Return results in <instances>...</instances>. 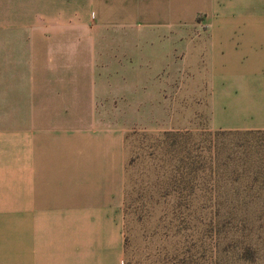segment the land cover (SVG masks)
Wrapping results in <instances>:
<instances>
[{
  "label": "crops",
  "instance_id": "0c3cea01",
  "mask_svg": "<svg viewBox=\"0 0 264 264\" xmlns=\"http://www.w3.org/2000/svg\"><path fill=\"white\" fill-rule=\"evenodd\" d=\"M181 67L264 130V0H0V264H123L126 133Z\"/></svg>",
  "mask_w": 264,
  "mask_h": 264
},
{
  "label": "rangeland",
  "instance_id": "374dc122",
  "mask_svg": "<svg viewBox=\"0 0 264 264\" xmlns=\"http://www.w3.org/2000/svg\"><path fill=\"white\" fill-rule=\"evenodd\" d=\"M193 67L168 121L127 130L123 264H264V131L211 125Z\"/></svg>",
  "mask_w": 264,
  "mask_h": 264
},
{
  "label": "trees",
  "instance_id": "16d2710c",
  "mask_svg": "<svg viewBox=\"0 0 264 264\" xmlns=\"http://www.w3.org/2000/svg\"><path fill=\"white\" fill-rule=\"evenodd\" d=\"M249 131V130H248ZM252 131V130H251ZM255 131H264V130H255Z\"/></svg>",
  "mask_w": 264,
  "mask_h": 264
}]
</instances>
